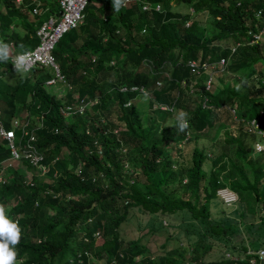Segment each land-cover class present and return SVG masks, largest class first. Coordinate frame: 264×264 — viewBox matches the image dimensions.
<instances>
[{
	"label": "trees",
	"instance_id": "1",
	"mask_svg": "<svg viewBox=\"0 0 264 264\" xmlns=\"http://www.w3.org/2000/svg\"><path fill=\"white\" fill-rule=\"evenodd\" d=\"M93 1L99 6L100 35H92L86 41L87 51H81L77 44L81 34L71 32L59 43L57 52L71 55L69 81L80 97L96 98L99 103L85 117H71L63 133L54 132L60 101L47 94L39 80L33 82L36 73L17 75L10 63L0 62V98L5 102L0 108L7 128L10 119L23 112L42 117L50 110L43 118L45 128L37 131V145L50 172L44 177L36 174L35 185L30 187L24 171L11 169L0 188V205L15 202L6 215L17 220L21 229L15 246L16 259L22 260L19 264H73L68 259L77 260L84 250L81 236L92 239L96 232L103 235L96 247L100 261L114 264H251L253 256L248 251L264 247V153L256 151L262 137L249 132L252 121H260L264 129V45L253 43V34L264 29V0H145L154 8L162 4L161 12L135 7L113 12L104 5L112 0ZM175 2L192 12L174 11ZM95 10V6L88 7L89 20L94 19ZM59 13L58 0H22L21 5L17 0H0V40L16 53L33 50L39 43L38 28ZM201 13L210 17L208 23L194 20L193 16ZM208 24L215 31L210 37ZM83 30L90 33L89 28ZM86 54L98 58L94 70L79 61ZM114 59L112 68L117 70L130 65L142 69L145 63L152 68L151 80L140 71L127 70L119 76L122 84L141 83L152 89L167 78L163 89L154 90L159 103L174 107L161 118L159 138L148 137L151 133L139 122L136 109L124 108L131 94L123 96L116 90L100 96L101 86L95 80L91 87L85 85L89 79L81 76V69L93 77L103 72L108 75L111 69L104 66ZM221 59L230 64L224 73L217 72L222 87L218 89L215 83L207 90L206 79L194 77L187 65L190 61L214 64ZM227 71L237 73L243 81L240 87L225 86L222 77ZM194 78L197 82L192 86ZM183 81L188 87L182 86ZM75 92L67 95L68 103ZM119 109L124 110L117 112ZM179 111L187 114L189 128L185 132L177 131V123L166 125L169 119L176 120ZM99 115L107 122L102 123ZM118 124L127 128L120 133L123 148L112 133ZM226 125L238 126L237 134L228 130L215 137L213 146L220 152L199 147L197 135ZM96 141L104 148L102 157ZM180 145H192L191 154L181 155ZM211 153L216 156L211 158ZM10 155L0 139V162ZM211 159L212 165L219 167L207 171L205 164ZM24 165L35 171L28 163ZM221 172H226L225 176H220ZM94 175L99 178L93 180ZM138 175L145 182L132 181ZM221 187L240 196L232 217L214 218L211 211L213 206L222 207V214L230 209L217 197ZM131 212L141 217V224L145 221L151 233L167 231L163 254L156 255L142 244L146 234L129 242L121 237L120 228ZM89 219L92 224L87 223ZM164 220L169 226H163ZM183 223L185 233L178 235L175 232ZM172 238L176 245L166 250ZM228 253L240 260L228 258Z\"/></svg>",
	"mask_w": 264,
	"mask_h": 264
},
{
	"label": "clouds",
	"instance_id": "2",
	"mask_svg": "<svg viewBox=\"0 0 264 264\" xmlns=\"http://www.w3.org/2000/svg\"><path fill=\"white\" fill-rule=\"evenodd\" d=\"M63 1L67 2L68 0H58L60 4V13L58 15L50 16L38 28L36 34L39 39V43L33 50L20 51L18 53H16L14 50V52L12 53L10 45L3 40H0V62L10 63L13 72L17 75H32L36 73V77L33 78V82L38 83L39 80L40 85L42 84L43 86V90L47 94L55 98L57 101H60V104H57V115L59 117V122L54 129L55 134H59L61 132L63 133V131L69 126L71 117H85V115L99 103V99L96 98L89 99L80 97L79 93L77 92V87L70 83L69 77L72 76L70 73L73 72L71 67V55L67 52H64L66 57L60 54L58 57L59 63L57 62L55 57V54L58 53L57 47L59 43H61L63 38L71 32L76 31V33L81 34V37H79L77 41V44L83 48L81 51H87V49L85 48L86 41L92 35H100L101 31H99L98 29V18L100 14L98 9L99 6L96 1L94 2L93 0H78L79 6L82 7L79 14L80 18L78 21H76V26L74 28L66 30L61 35H59L47 49L43 46L42 36L39 34V31L51 20L55 22V26H58L61 23V18L64 13V9L62 7ZM21 2L22 0H17V3L20 5ZM104 5H107L113 12H119L124 8L130 9L132 7H135L136 9L141 8L143 12H151L152 10L161 12L163 10L162 4L157 5L154 8L148 1L145 0H112V3L105 2ZM89 6L96 7L95 12H92L94 15L93 20H89ZM136 18H138V16ZM136 18L134 17L133 22H136ZM83 28H89L90 33L84 31ZM256 36L260 37L258 42H256ZM253 39V43L261 44V42L264 41V29L260 34H253ZM106 40L107 39H105V41ZM36 54H38V57H36ZM87 54L79 57V61L82 63V65H88L92 70H94L95 65L98 62V58L96 56L89 57L87 56ZM60 58L61 60H59ZM227 61L228 64L222 72L227 70L229 60ZM103 62L105 63V60ZM107 64V67L104 66L105 70L111 69V72H109L108 75H104L103 72L96 77H93L86 69H81L80 72L81 74H83L81 76L89 79L86 81L85 85L91 87V81L95 80L96 83L101 86L100 92L101 90L105 91L104 93L101 92L102 94H98L100 96H105V93L111 94L116 90L119 91V93L123 94V96L131 94L132 97L124 105V108L129 110L133 108L136 109L140 115V117L138 118L139 122H141V124L144 123L147 127L146 131H149L151 133L150 135H148V137L150 139H157V137L159 138L161 133V118L165 113H172L174 107L172 105L159 103L157 97H155L154 95V90L160 91L161 89H163L166 85L167 78L165 80L162 79L158 81L156 83V86L152 89L141 83L130 85L122 84L119 76L120 74L124 75L128 69H113L112 67L116 66L115 59ZM149 64L150 63H145L142 69L128 71L134 74L135 72L140 71L151 80L153 75H151L152 68L148 66ZM215 64L216 63L210 65ZM187 65L189 67V62ZM217 72L220 71H216V74ZM114 76L116 79L112 80L111 78ZM194 77H204L207 82L209 76L207 73H203L199 77ZM117 80L118 82L114 83ZM196 82L197 81H192V86L196 84ZM181 84L184 88L188 87L187 81H183ZM72 91L76 92L73 93L74 98L72 99V101L68 103L66 101V98L67 95ZM43 100H45L44 96ZM143 103H146L145 106H142ZM51 106L54 107L56 106V104H52ZM147 109H150V112H146L145 110ZM123 110L119 109L117 112H121ZM49 112L50 110L47 109L44 113H42V117L29 116L30 114L28 115L26 112H23L22 114L11 118L10 127L7 128L6 122H4L7 119L3 117V110L0 108V139L8 146L11 152V155L8 159L0 162V188L6 183V172L10 171L11 169L18 168L19 170L24 171L26 173V178L24 179L25 183L30 187H33L35 185L34 176L36 174L44 177L50 172V166L45 164V155L37 145L39 139L37 136V131L45 128L43 118H45V115L48 117ZM26 115L27 117H25ZM117 115H115L114 117H117ZM4 116H6L5 113ZM99 117L102 123L107 122V118L103 117L102 115H99ZM175 118L177 121V131L185 132V130L189 128L187 114L183 111H179L176 114ZM46 119L48 120V118ZM152 128H154V130H152ZM114 129L115 130H112V133L114 135H117L118 140L122 143L123 148L124 145L121 141L120 133L126 131L127 128L125 125L123 126L122 124H118L114 127ZM2 131H4L5 134H2ZM18 132H20V136L18 135ZM189 135L191 134L189 133ZM95 145L98 154L102 157L104 149L103 146L99 144L98 141L95 142ZM125 151L127 152L126 149ZM25 162L28 163V165H30V167H32L35 171H28L27 167L24 165ZM28 174L31 176V178H29ZM98 178V176H93V180H96ZM13 207L10 205H0V264H19V262L21 263L22 261L21 259H16L17 253L15 251V246L19 243L21 238V229L18 226L17 220L14 221L6 215V212H9ZM87 223L92 224V220L89 219ZM102 236L103 235L101 232H96L93 235L92 239L88 235L81 236L80 243L83 244L84 250L77 255V260H72L71 258H69L68 263L99 264L101 261L97 255L96 247L102 243ZM104 262L105 264H114V262Z\"/></svg>",
	"mask_w": 264,
	"mask_h": 264
},
{
	"label": "rangeland",
	"instance_id": "3",
	"mask_svg": "<svg viewBox=\"0 0 264 264\" xmlns=\"http://www.w3.org/2000/svg\"><path fill=\"white\" fill-rule=\"evenodd\" d=\"M177 2H175L173 5V10L174 11H176V12H180V13H183V14H190L191 12H192V9H187L186 8V6L185 5H178V4H176ZM194 17V20H196V21H201L202 23H206L207 21H209L210 20V17L205 13H201L200 15H194L193 16ZM133 21H134V18H133ZM208 23V22H207ZM190 25V23H188V24H186V26H189ZM210 27H211V25L210 24H208V26H207V33H208V35L207 36H212L213 34H214V29H210ZM205 29V28H204ZM204 31V30H203ZM205 34H206V29H205ZM208 37V38H209ZM263 43H262V45H264V41H262ZM11 51H12V53L14 52V49H13V47L11 46ZM63 55L64 57H66V55H65V53L63 52V51H60V52H58L57 54H55V57H56V60H57V62L59 63V61H58V57H59V55ZM59 60H61V58L59 59ZM230 64V63H229ZM212 68H214V67H212ZM135 67L133 66V65H130L129 66V68H128V70H130V71H135ZM230 70V69H229ZM218 71H220V70H218ZM221 73H224V72H222V71H220ZM228 72V71H227ZM208 76H210V77H212L213 78V76H215V79H214V82H213V84H215V87H217L216 89H218V88H222V87H220V84H219V82H218V79L220 78V77H218V75L216 74V71L215 72H213L212 70H210L209 72H208ZM112 80H115L116 78H115V76L114 77H112L111 78ZM210 79V78H209ZM222 79H224V84H225V86H228V85H230V84H232L233 86L235 85V86H237V87H240L241 85H242V83H243V81L240 79V77H237V73H235V72H228L227 73V75L226 76H223L222 77ZM194 81H197V79L196 78H194ZM200 81V80H199ZM118 82V80L117 81H115L114 83H117ZM106 83H107V81H106ZM221 86H222V84H221ZM105 91L104 90H102V93H104ZM1 98H4V97H1ZM0 98V106L1 107H4V105H5V102H4V100L3 99H1ZM145 104L146 103H143V105L142 106H145ZM140 108H142V107H140ZM146 112H150V109H147V110H145ZM238 121V120H237ZM239 122V121H238ZM175 123H177V121L176 120H174V119H169L167 122H166V125L167 126H170V127H172ZM225 127V126H224ZM224 127H217L218 129L217 130H215V129H213V130H211V131H209V132H205V133H203V134H200V135H197V138H198V145H199V147L201 148V149H207V150H209V149H211V148H214V150L215 149H218V151H217V153L218 152H220V149L218 148V147H216V146H213V144L215 143V139L217 138L216 136L217 135H219V134H221V135H223V133L225 132V131H228V130H233L234 131V134L236 133L237 134V127L238 126H236V125H233V126H231V125H229V126H227L226 125V127L224 128ZM220 135V136H221ZM216 137V138H215ZM178 149H180V151L182 152L181 153V155H183V156H188V154H191V152H192V145H189L187 148H185L184 147V145H180V146H178L177 147ZM185 150H186V152H185ZM175 152H176V150H175ZM177 152H179V151H177ZM211 154H213V153H211ZM210 154V156H211V158H213L214 156H216V153H215V155L213 154V156ZM211 161H213L212 159L211 160H209L206 164H205V170H207V171H210V169L211 168H214L215 166H217L216 168H218L219 167V164H217V165H212V162ZM139 173H141V170L139 169ZM225 174H226V172H221L220 173V176L221 175H223V176H225ZM28 176H29V178H31V176L28 174ZM136 180L137 181H139V182H145V181H143L142 179H141V177H140V175H138L134 180H132V181H134V182H136ZM131 181V183H133ZM230 189V188H229ZM230 190H232V189H230ZM178 192H181V190L179 189L178 190ZM235 192V191H234ZM240 197V196H239ZM220 202V201H219ZM15 205V203L14 202H12L11 204H10V206H14ZM234 208H232V207H230V209H226V213L225 214H222L223 212H222V207H219V208H216L215 206H213L212 208H211V211L214 213V218H221L222 216H225V217H228V216H233V215H230V213L233 211V209H236V206H233ZM229 208V207H228ZM262 215V210H261V208H260V210H259V212H258V217H260ZM142 219H141V217H139V215L138 214H135V213H132L131 212V215L129 216V219L122 225V227L120 228V234H121V237L126 241V242H129L130 240H135V239H138V238H140L143 234H146V237L142 240V244H144V245H147L150 249H151V251L154 253V254H156V255H161V254H163V252L165 251L164 249H163V245H165V243L167 242V239H168V236H169V234L167 233V231H161V232H157V233H151V230L148 228V226H147V224L145 225V221H143V224L145 225H143V224H141V221ZM163 226H169V221L168 220H164L163 222ZM158 225H159V223H157ZM178 228H179V230L178 231H176L175 233H178V235L179 234H182V233H185V229L187 228L186 227V225H184V223L181 225H179L178 226ZM172 231V230H171ZM148 232H150V233H148ZM173 232V231H172ZM174 233V232H173ZM176 245V242H175V239H171V241H170V243H169V245H168V247L166 248V250H171L174 246ZM226 256L229 258H233L232 260H235V258H238V257H236V256H234L232 253L231 254H226ZM99 264H105V262L104 261H101Z\"/></svg>",
	"mask_w": 264,
	"mask_h": 264
},
{
	"label": "built area",
	"instance_id": "4",
	"mask_svg": "<svg viewBox=\"0 0 264 264\" xmlns=\"http://www.w3.org/2000/svg\"><path fill=\"white\" fill-rule=\"evenodd\" d=\"M63 9L64 13L62 16L61 23L58 26H55V22L51 20L49 23H47L40 31L39 34L42 36L43 46L44 48H48L51 43H53L56 38L61 35L63 32H65L68 29L74 28L77 24L76 21L80 18V10L82 6H79L78 0H68L63 1ZM260 39L259 36H256V42H258ZM36 57H38V54H36ZM228 61L226 59H222L219 62H217L215 65H210L208 63L200 64V61H191L189 62V67L191 69V72L194 76H201L203 73H207L210 71V69H214L217 67V71H223L225 67L227 66ZM214 67V68H212ZM210 78V79H209ZM214 76L208 77L207 84V90L211 88V85L213 84ZM233 113L235 114V111L233 110ZM261 116L264 117V112L261 113ZM1 124V121H0ZM252 128L249 132L256 131L257 134H259L262 138V141H259L256 145V151L258 153H264V129H261L260 127V121H252L250 123ZM2 134H5L4 131H2ZM217 197L224 203L227 207H233L236 206L237 202H239V195L234 192L233 190H230L229 187H221L217 190ZM248 255L253 256L251 260V264H264V247L260 248L257 251H248ZM230 258V257H229ZM233 259V258H232ZM240 258H235L234 261H239Z\"/></svg>",
	"mask_w": 264,
	"mask_h": 264
}]
</instances>
